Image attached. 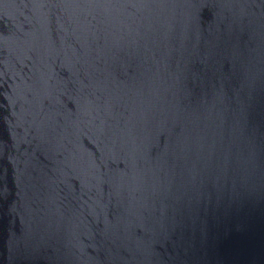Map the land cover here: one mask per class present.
<instances>
[{
  "label": "water",
  "instance_id": "obj_1",
  "mask_svg": "<svg viewBox=\"0 0 264 264\" xmlns=\"http://www.w3.org/2000/svg\"><path fill=\"white\" fill-rule=\"evenodd\" d=\"M0 264H264V0H0Z\"/></svg>",
  "mask_w": 264,
  "mask_h": 264
}]
</instances>
